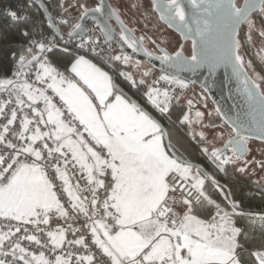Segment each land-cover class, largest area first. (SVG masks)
<instances>
[{"label":"snow or ice","instance_id":"1","mask_svg":"<svg viewBox=\"0 0 264 264\" xmlns=\"http://www.w3.org/2000/svg\"><path fill=\"white\" fill-rule=\"evenodd\" d=\"M190 3L200 9L205 0ZM156 6L170 26L178 19L187 28L186 36L194 32L199 37V51L196 39L190 57L183 56V46L174 55L159 49L163 54L156 59L166 67L150 82L152 68L140 61L133 64L127 54L109 55V61L131 64L139 79L133 72L120 75L133 87L145 86L149 102L163 114L173 98L179 99L175 88L188 87L175 69L207 67L211 74L220 65L230 67L250 109L260 113L264 139V75L255 69L248 75L251 61L245 60L238 38L240 26L247 25V42L254 32L264 40V0H244L242 5L236 0H208L207 16L197 21L195 29L188 26L180 0ZM60 7L65 11L78 7L82 21L89 13H102L105 6L88 8L76 0ZM253 13L258 14L260 27ZM5 15L14 23L28 19L11 6ZM113 17L121 25L120 39L134 52L143 49L152 57L143 45L146 37L137 38L120 19L118 9L109 6L108 18ZM59 23L68 21L62 18ZM84 31L80 22L72 25L67 36L81 34V41L70 49L60 47L55 35L48 38L42 31L23 29L27 44L18 55L13 53L11 74L0 78V93L7 96L0 99V264H244L238 251L244 245L237 239L242 229L234 220L243 213L237 212L240 205L230 199L231 191L226 193L214 177L178 154L159 121L127 98L109 72L80 54L85 47L101 58L106 54L99 39L83 38ZM101 31L106 45L113 30L105 25ZM58 47L67 57L63 70L49 59ZM161 81L174 87L161 92L155 87ZM187 103L191 108L193 100ZM204 115L196 111L191 119L185 113L181 123L201 124ZM252 123L239 117L232 121L236 135L225 145L231 155L202 147L220 172L228 164L237 165L241 173L252 164L264 169V160L245 158L251 138L245 133ZM199 136L206 139L204 132ZM206 180H211L231 210L204 191ZM81 217L80 226L74 227ZM52 220L55 227L50 225ZM60 220L65 226H60ZM24 242L52 255L30 250ZM250 255L255 264H264V246Z\"/></svg>","mask_w":264,"mask_h":264},{"label":"trees","instance_id":"2","mask_svg":"<svg viewBox=\"0 0 264 264\" xmlns=\"http://www.w3.org/2000/svg\"><path fill=\"white\" fill-rule=\"evenodd\" d=\"M26 1L27 0H0V78L11 74V69L15 64L13 53L15 52L18 55L27 44L26 39L22 35V30L28 29L29 31L36 32L48 30L46 26V17L42 9L37 4H34L32 7H27ZM61 3H64V0H54L52 4H49L48 7L51 15L55 17V14H59L63 18H67L69 26H72L74 23L78 22L79 19L72 17L67 11L61 8ZM9 6H11L13 10L23 8L27 13L28 19L26 21L14 23L5 15V9ZM49 59L60 67L61 70H63V65L67 61L66 55L62 54L59 49H54L52 53H49ZM117 64L118 61L115 63V70H118ZM102 67L112 74L114 81H118L124 86L165 125L172 137L173 143L176 144V147L179 149L178 154L183 155L190 161L204 164V166L212 172L200 155L202 148L199 145H201V143L190 136L187 123H181L182 117L186 112V106L183 104L182 100L169 109L167 113L160 115L155 111L153 106L143 98V94L147 89L145 86L138 85L133 87L128 80L118 79L111 69L104 66ZM160 72V70H157V72L152 75V79ZM215 175L221 182L227 185L228 189H224V191L226 193L229 190L231 191L230 199L239 203L240 208L237 209V212L243 213L242 215L234 217L236 226L242 229V234L237 237L238 241L244 245L243 249L238 250L240 258L244 264H255V259L250 253L264 246V231L261 230V224L264 223V221L261 220V216L264 215V188L261 185L253 183L247 176L235 170L228 171V176H224V174L221 176ZM211 195L214 196L217 202H220L224 206H228V210H231L229 202L224 200L223 195L217 189L212 190ZM249 213H254L255 215H249Z\"/></svg>","mask_w":264,"mask_h":264},{"label":"flooded vegetation","instance_id":"3","mask_svg":"<svg viewBox=\"0 0 264 264\" xmlns=\"http://www.w3.org/2000/svg\"><path fill=\"white\" fill-rule=\"evenodd\" d=\"M111 8L118 9L120 19L124 22V24L133 30V34L138 38L140 36H145L146 38L143 40V44L153 50L156 53L162 54L159 49H165L167 52L175 54L176 51L181 49L183 46V53L186 54L188 57L191 56L193 50V39L185 36L187 32V28L184 27L185 33H180L175 30L172 25L170 26V22L168 20H162L161 12L157 8L156 5L158 4H166L167 0H108ZM87 5L88 8H95L102 3V0H80ZM244 0H236L238 5H242ZM69 3H76V0H64L65 6ZM136 4L137 7L133 8L132 5ZM188 7L182 4L185 8L186 15H187V24L189 27L191 25L195 29L197 26V21L201 18L207 16V12L205 9L208 7V0H205V3L201 6L200 9H195L190 0H187ZM67 12L74 18H79L80 10L78 7L76 8H69ZM100 13V12H99ZM103 16V12L100 13ZM253 19L257 20V27H260V22L258 19V14H252ZM191 22V24L189 23ZM111 23L113 27L120 33L121 25L117 20L111 19ZM247 33V25H242L239 30V36L242 43L241 52L244 55L246 61H251L252 68L248 69V74L252 75V70L255 69L256 72H259L261 75H264V60L261 59L264 56V52L261 49H264V40L258 36L257 33H254V37H256L255 42L251 41L250 43L247 42L246 38ZM150 37L151 39H148ZM155 40V44L151 41ZM119 49V48H118ZM117 49V50H118ZM122 51V50H121ZM148 66H150L148 64ZM157 72L156 69L153 70V74ZM255 78V77H253ZM264 87V85H262ZM190 93H195L194 97L198 99L203 105L205 100L209 99L208 95L196 85H192L191 88L187 91L185 96L189 95ZM184 96V97H185ZM183 97V98H184ZM183 98L181 100H183ZM210 100V99H209ZM193 100V104H194ZM212 103V102H211ZM200 104V103H199ZM199 135V134H198ZM234 133L231 131L230 135L221 143L220 149L232 138ZM191 136V134H190ZM197 141H201L200 136L197 138ZM256 145L255 147L260 152V155L257 158L258 161L264 160V142L249 139L247 141L246 148L248 149L245 158L248 160L257 161L253 158L254 151L252 150V146ZM200 146V145H199ZM262 151V152H261ZM225 152V153H224ZM223 155H231V152L228 149L222 150ZM202 157V152H201ZM237 166V165H236ZM256 167L257 170H256ZM210 168V167H209ZM212 170L213 175L217 178V175L228 176V171L236 170V167L232 164L226 165V171L221 174L218 169L210 168ZM211 172V171H210ZM239 172V171H238ZM262 172V173H260ZM264 169H261L258 165L252 164L247 169V171L241 173L248 177L253 183L263 186V183L260 181V175L263 174ZM215 173V174H214ZM218 181H220L217 178ZM221 182V181H220ZM223 183V182H221ZM225 184V183H223ZM226 185V184H225ZM227 186V185H226ZM216 189V188H215ZM227 189V187H224Z\"/></svg>","mask_w":264,"mask_h":264},{"label":"water","instance_id":"4","mask_svg":"<svg viewBox=\"0 0 264 264\" xmlns=\"http://www.w3.org/2000/svg\"><path fill=\"white\" fill-rule=\"evenodd\" d=\"M37 5L42 9L46 20L48 21L50 27L59 34L66 33L62 30L61 26L56 24L52 18L50 9L48 5L42 1V0H35ZM102 3L104 4L103 9V16L100 15V13H89L87 17H85L82 21L79 20L82 24V27L85 30V24L88 19L95 20L100 28L105 27L107 25L113 30L112 38L109 41H114L117 43L118 48L122 50L124 53L132 57L133 59L144 62L146 64H149L150 67L154 70H160L162 67H166L162 64L161 60L156 59V56H160L162 54L156 53L150 48L146 47L144 44V48L148 49L153 53L152 57H149L145 54L143 49L133 51L131 48H129L121 39L119 36V32L113 27L111 23V19H115V17L109 19L108 18V12H109V6L111 7L108 0H102ZM181 4H184L186 7H188L187 0H180ZM244 3V2H243ZM191 24V22L189 21ZM221 23H223L221 21ZM120 24V23H119ZM172 27L177 30L180 33H185V29L183 28V23L180 22L178 19L175 22H171ZM242 26V25H241ZM240 26V27H241ZM191 28L193 26L191 25ZM240 30V28H239ZM238 30V31H239ZM85 33V31L82 33V35ZM81 36V34H74L72 37ZM186 36V35H185ZM137 37V36H136ZM191 39L197 40V51H199V37L195 36V33L193 32L190 36H187ZM138 38V37H137ZM170 55H174L172 53H169ZM184 57H188L186 54L183 53ZM174 74L184 78L188 79L193 82L194 85L201 88L209 97L210 101L212 102L215 109H219L220 112L218 113L219 118L232 130V121L236 120L237 117H239L241 120H243L246 124H248L250 121H255V123L250 124V130L247 131L245 134L249 135L253 140L264 142V139L261 138V130L259 128V120H260V113L259 111L253 112L252 109H250L249 104L246 100V97L242 91V85L240 82L236 79V77L232 74V70L230 67H226L224 65H220L216 68L214 72L211 74L208 71L207 67H198V68H190L185 67L183 69H175ZM249 75V74H248ZM117 86L122 89L124 94L127 98H129L131 101L138 103L142 108H144L151 116H153L156 120H158L147 108L145 105H143L135 96H133L124 86H122L118 81H115ZM159 123L162 125L166 133H169L165 125L158 120ZM233 131V130H232ZM234 135H236L235 132H233ZM231 139V138H230ZM227 144V143H226ZM225 144V145H226ZM225 145L221 148L222 150H225ZM193 163L197 164L202 171H206L210 176L214 177L216 181L217 178L213 175L210 170H208L204 164L200 162L192 161ZM221 185L224 187H227L225 184L218 181ZM228 189V187H227Z\"/></svg>","mask_w":264,"mask_h":264},{"label":"built area","instance_id":"5","mask_svg":"<svg viewBox=\"0 0 264 264\" xmlns=\"http://www.w3.org/2000/svg\"><path fill=\"white\" fill-rule=\"evenodd\" d=\"M42 1H44L48 6H49V4H52V3L54 2V0H42ZM34 4H37L35 0H27V1H26V6H27V7H32V6H34ZM21 14L27 16V13H26V11H25L23 8L21 9ZM52 18H53V20H54V22H55L56 24H58V25L61 26L62 30L66 33V35H64V34H59V33L55 32V31L50 27V25H49V23H48L47 20H46V26L48 27V30H46V31H42L43 35H44L45 37H48V38H51L53 35H55L56 40H57V42H58V44H59L60 47L67 46V47H69L70 49L75 48V46L78 45V44L80 43V41H81V36H77V37H69V36H67L68 31H70V30H71V27H72V26H69V24H68V23H69L68 19H67V18H63V17H62L61 15H59V14H55V17H52ZM62 18H63V19H66V20L68 21V23H67L66 25H65V24H61V23H59V21H60ZM68 28H69V29H68ZM82 36H83L84 39H87L88 36H92L94 39H99V41L101 42V46L105 49V53H106V54H104L103 57L101 58V56H98V55H96L95 53H93L89 47H85L84 49H82V50L80 51V54H83V55H85V56H88V57L92 58L93 60H95V61H96L98 64H100L101 66H104V67H107V68L111 69L112 72H113V74H114L118 79H121V80L124 79V80H126L125 77H123V76L120 75V71L115 70L114 66H115L116 61H109V60H108V56H109V55H113V56L116 55V51H117V49H118V45H117V43L114 42V41H109L108 44H106V45L103 44L104 33L101 31L100 26L98 25V23H97L95 20H93V19H88V20H87V22H86V24H85V33H84ZM60 47H58L57 49L60 50ZM96 51L99 52L100 49L97 48ZM32 72H33L32 78L34 79V72H35V70L33 69ZM160 74H161V72H160L155 78H158ZM178 77H179V76H178ZM155 78H154V79H155ZM179 78L185 80L186 82H188V87H187L186 89L175 88V90H174V95H175V96H179V99L177 100V99L173 98L172 101H171V103H170V105H169V109H171L176 103H178V102H179V101L185 96V94L187 93V91H188V90L191 88V86L193 85V82H192V81H190V80H188V79L181 78V77H179ZM155 87L158 88V89H160L161 92H162L165 88L172 89L174 86H172V85H168V84H166L165 82L161 81L159 84L155 85ZM146 91H147V89L145 90V92H144V94H143V98H144V99H145V100H146L151 106H153V105L149 102L148 97L145 95ZM49 95H52L51 90H49ZM6 98H7V96H6L5 93H0V99H6ZM56 100L58 101V97L56 98ZM42 106H43V105L41 104V107H42ZM153 108H154L155 111H156L157 113H159L160 115H164V114H165V113H163V114L160 113V111H159L158 109H156L154 106H153ZM202 158L204 159V162H205L210 168H215V169H217L216 166H215V164H214L211 160H209L208 157H207L206 155L203 154V155H202ZM69 167H71V166H69ZM222 173H223V172H221V174H222ZM81 183L83 184V180H81ZM82 221H83V217H81L79 220H77V221L75 222L74 227H79L80 224L82 223ZM59 224H60V226H65L63 220H60V221H59ZM50 225H51V227H55V226H56V221H55V220H52V221L50 222ZM29 227L31 228V226H29ZM41 227H46V226L41 225ZM4 230L6 231L7 229L5 228ZM38 235H40L42 239H45V237L43 236V234H38ZM67 238H68V239H71V238H72V236H71L70 233L68 234V237H67ZM24 244H25V246H29L28 242H24ZM29 247H30V250L37 251V252L40 251V250H43V251H45L46 255H49V256L52 255L50 252H48L47 249H39L38 246H35V245H30ZM0 258H2V257H0ZM8 259H11V257H9Z\"/></svg>","mask_w":264,"mask_h":264},{"label":"rangeland","instance_id":"6","mask_svg":"<svg viewBox=\"0 0 264 264\" xmlns=\"http://www.w3.org/2000/svg\"><path fill=\"white\" fill-rule=\"evenodd\" d=\"M254 33L252 34V36H253L252 41L253 42H255V39H256V37H254ZM121 54H126V53H124L123 51H121L120 49H118L116 51V55H121ZM85 58L86 59H89L93 63L97 64L98 67L103 68L100 64H98L92 58H90L88 56H85ZM135 61H137V60H135V59L132 58V63L133 64L135 63ZM118 63L120 65V68L118 69V71H120V72H122V71H124V72H133V74L135 75V77L137 79H139V73L132 67L131 64L125 65L124 63H122L120 61H118ZM141 63H142V65L145 68H151L150 66H148V64H146L144 62H141ZM107 72H109V71H107ZM148 79H149V82H150L151 79H152V77H150ZM194 94L195 93H190L188 96L186 95L183 98V100H182L183 104L186 106V112L185 113H188L191 119H195V113H196V111H201L205 115L202 118V123L201 124H193L191 126H189L187 124L188 125V129H189V134H191V136L194 137V139L197 141V138L199 137L198 134L200 132H204L206 139L199 141L201 143L200 147L202 148V147H205L206 146L210 150H211L212 147L219 148L220 145H221V143L230 135V133H231L232 130L220 118L218 119L219 115L216 112V109L214 108L213 104L211 103V101L209 99L205 100V103L203 105L200 101H198V99H196L194 97ZM189 99H192L195 102L191 106V108L189 107V105L187 103V101ZM205 104L207 105V108H205ZM209 112L212 113L211 117L208 116V113ZM210 123L217 125V127L212 128V127H205L204 126V125H208ZM255 146L256 145L252 146V150L254 151L253 158H255L257 160V158H259L258 156L260 155V152L257 150V148ZM202 154H204V153L202 152ZM221 158H223V157H221ZM234 166L237 167L236 165H234ZM257 168L258 167H256V170H257ZM225 169H226V165H225ZM260 173H262V172H260ZM259 175L261 176L260 177V181L264 185V179H262V178H264V172H263V174H259ZM204 187H205L204 191L207 192L214 199V196L211 195V191L215 189L214 184L211 181L206 180ZM206 187H207V190H206Z\"/></svg>","mask_w":264,"mask_h":264},{"label":"crops","instance_id":"7","mask_svg":"<svg viewBox=\"0 0 264 264\" xmlns=\"http://www.w3.org/2000/svg\"><path fill=\"white\" fill-rule=\"evenodd\" d=\"M117 68L119 69L120 68V65H119V63L117 64ZM104 70V69H103ZM106 71V70H105ZM111 76H112V74L111 73H109ZM113 77V76H112Z\"/></svg>","mask_w":264,"mask_h":264}]
</instances>
